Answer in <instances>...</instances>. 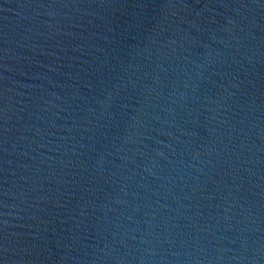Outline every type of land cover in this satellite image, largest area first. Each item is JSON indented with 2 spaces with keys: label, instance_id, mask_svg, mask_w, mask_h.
Here are the masks:
<instances>
[{
  "label": "water",
  "instance_id": "obj_1",
  "mask_svg": "<svg viewBox=\"0 0 264 264\" xmlns=\"http://www.w3.org/2000/svg\"><path fill=\"white\" fill-rule=\"evenodd\" d=\"M0 264H264V0H0Z\"/></svg>",
  "mask_w": 264,
  "mask_h": 264
}]
</instances>
